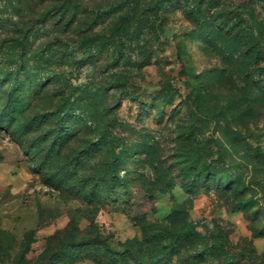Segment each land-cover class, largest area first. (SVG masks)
<instances>
[{
  "label": "rangeland",
  "instance_id": "1",
  "mask_svg": "<svg viewBox=\"0 0 264 264\" xmlns=\"http://www.w3.org/2000/svg\"><path fill=\"white\" fill-rule=\"evenodd\" d=\"M126 2L64 3L65 33L0 7V264H264V94L177 4L158 37L132 22L122 58L88 45ZM243 2L264 29V0L225 5ZM192 222L171 248L163 230Z\"/></svg>",
  "mask_w": 264,
  "mask_h": 264
},
{
  "label": "trees",
  "instance_id": "2",
  "mask_svg": "<svg viewBox=\"0 0 264 264\" xmlns=\"http://www.w3.org/2000/svg\"><path fill=\"white\" fill-rule=\"evenodd\" d=\"M48 1L0 0V7H5V10L8 9L16 15L23 12V3H27L28 6L25 11L32 14L35 20L40 21L47 16H57L52 24H63L65 28L63 29L61 26L63 33L68 32L71 25L76 26L75 17H67L68 10L64 7V3L70 0H53L58 3L46 5ZM126 1L124 6H128V9L119 16L114 27L86 36L84 40L88 45L111 47L115 54L114 61L122 58L129 47L128 42L132 40L128 39L132 22L137 24V20H142L141 18L145 13H149V15L151 13V16H154L155 19H151L150 27L155 37H158L162 29V17L159 11L169 4H177L183 10L184 17L191 23L194 30L207 38V47H217L218 54L223 57L225 65H231L235 59L240 58L238 71L242 83L247 86L248 92L253 93L256 90L258 96L264 94V82H260L262 76L261 62L264 60V29L258 22L254 21L253 17L251 18L245 13L246 2L236 3L235 5L229 4V7H226L225 0H151L137 12L138 1ZM120 9H123V7H120ZM244 94H246V89H244ZM191 166L201 174L209 173L213 168L212 162L199 164L195 160L191 162ZM228 181L229 177L222 179L223 184ZM163 233H166L167 237H171V248L175 246L178 249L182 236L189 239L196 236L195 223L192 222L187 227L164 229ZM53 235L49 237L51 238ZM56 238L58 240L57 248L58 246L62 247L65 242L59 236ZM90 240H94L93 237H82L73 242L84 245ZM221 243L222 238L218 236V239L212 241V246ZM57 248L51 253L57 252ZM45 249L49 250L47 247ZM50 259L53 260L54 257L51 256Z\"/></svg>",
  "mask_w": 264,
  "mask_h": 264
}]
</instances>
